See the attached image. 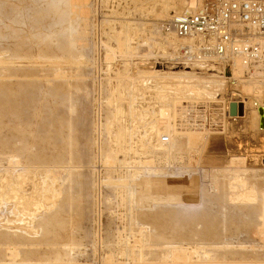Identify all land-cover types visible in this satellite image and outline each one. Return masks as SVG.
<instances>
[{"label": "rangeland", "instance_id": "1", "mask_svg": "<svg viewBox=\"0 0 264 264\" xmlns=\"http://www.w3.org/2000/svg\"><path fill=\"white\" fill-rule=\"evenodd\" d=\"M204 1L0 0V264H264V60L160 28Z\"/></svg>", "mask_w": 264, "mask_h": 264}, {"label": "built area", "instance_id": "2", "mask_svg": "<svg viewBox=\"0 0 264 264\" xmlns=\"http://www.w3.org/2000/svg\"><path fill=\"white\" fill-rule=\"evenodd\" d=\"M160 28L181 41L176 59L200 70L231 71L238 61L249 72L264 60V0H206L193 11L170 15ZM208 106L202 104L203 113ZM194 126L212 125L203 120Z\"/></svg>", "mask_w": 264, "mask_h": 264}, {"label": "bare ground", "instance_id": "3", "mask_svg": "<svg viewBox=\"0 0 264 264\" xmlns=\"http://www.w3.org/2000/svg\"><path fill=\"white\" fill-rule=\"evenodd\" d=\"M183 12H188V11H183ZM175 40H177V41H179V42H181L179 39H177V38H175V37H173ZM234 70H238L239 72H241L242 73V70H241V68H240V66H239V63H238V61H236V62H234L233 63V66H232V68H231V72L232 71H234ZM237 96H238V94H237ZM246 98V97H245ZM264 106V105H263ZM242 108H243V106H242ZM259 109H261V112L259 111ZM243 113H244V110H243ZM236 114H238V115H242V113H240V106H239V109L237 110V112H236ZM235 114V115H236ZM258 114H259V127H260V129H264V107H259L258 108ZM235 115H233V116H235ZM260 120H262V122H260ZM236 157V156H235ZM237 158V157H236ZM241 159V158H240ZM240 159H238L239 161H240ZM244 159V158H243Z\"/></svg>", "mask_w": 264, "mask_h": 264}, {"label": "water", "instance_id": "4", "mask_svg": "<svg viewBox=\"0 0 264 264\" xmlns=\"http://www.w3.org/2000/svg\"><path fill=\"white\" fill-rule=\"evenodd\" d=\"M237 104L238 103H236V101H230L229 102V114L230 115H235L236 114V112H237ZM240 106V105H239ZM259 111L261 112V109H259ZM240 113H242V106H240ZM260 122H262V120H260Z\"/></svg>", "mask_w": 264, "mask_h": 264}]
</instances>
